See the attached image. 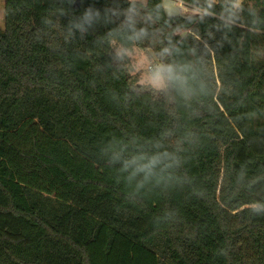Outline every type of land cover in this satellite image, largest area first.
Segmentation results:
<instances>
[{"label":"trees","instance_id":"16d2710c","mask_svg":"<svg viewBox=\"0 0 264 264\" xmlns=\"http://www.w3.org/2000/svg\"><path fill=\"white\" fill-rule=\"evenodd\" d=\"M180 1L5 0L0 264H264V0Z\"/></svg>","mask_w":264,"mask_h":264},{"label":"rangeland","instance_id":"374dc122","mask_svg":"<svg viewBox=\"0 0 264 264\" xmlns=\"http://www.w3.org/2000/svg\"><path fill=\"white\" fill-rule=\"evenodd\" d=\"M145 1V0H139ZM164 5L168 9L169 13H195L197 9L185 4L180 0H164ZM5 26V0H0V27ZM112 44L116 49L117 53L122 55L129 68L130 73L133 76V81L136 84L150 85L157 89H164L166 83L157 84L151 79L152 70L149 66L154 69L158 65H162V62L158 60L153 53L138 47L137 45H123L117 43L116 39H113Z\"/></svg>","mask_w":264,"mask_h":264},{"label":"clouds","instance_id":"9594fccd","mask_svg":"<svg viewBox=\"0 0 264 264\" xmlns=\"http://www.w3.org/2000/svg\"><path fill=\"white\" fill-rule=\"evenodd\" d=\"M240 0H236L233 7H239ZM176 71L172 65H158L152 70L151 79L157 84H164L167 81L177 79ZM255 210V209H254Z\"/></svg>","mask_w":264,"mask_h":264},{"label":"built area","instance_id":"2783aa9c","mask_svg":"<svg viewBox=\"0 0 264 264\" xmlns=\"http://www.w3.org/2000/svg\"><path fill=\"white\" fill-rule=\"evenodd\" d=\"M149 67H150L151 70L154 69L152 66H149Z\"/></svg>","mask_w":264,"mask_h":264},{"label":"water","instance_id":"95a60500","mask_svg":"<svg viewBox=\"0 0 264 264\" xmlns=\"http://www.w3.org/2000/svg\"><path fill=\"white\" fill-rule=\"evenodd\" d=\"M76 6H78V3H76Z\"/></svg>","mask_w":264,"mask_h":264}]
</instances>
